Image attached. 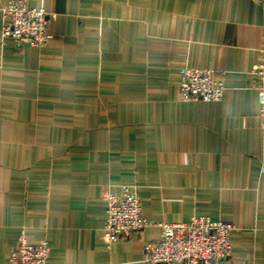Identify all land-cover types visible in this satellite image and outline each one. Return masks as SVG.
<instances>
[{
    "label": "crops",
    "instance_id": "0c3cea01",
    "mask_svg": "<svg viewBox=\"0 0 264 264\" xmlns=\"http://www.w3.org/2000/svg\"><path fill=\"white\" fill-rule=\"evenodd\" d=\"M0 264L22 233L49 264H146L158 223L231 222L226 264H264L260 78L264 0H22L45 8L42 47L2 37ZM222 74L186 101L180 68ZM137 190L154 223L104 237L108 193Z\"/></svg>",
    "mask_w": 264,
    "mask_h": 264
},
{
    "label": "built area",
    "instance_id": "2783aa9c",
    "mask_svg": "<svg viewBox=\"0 0 264 264\" xmlns=\"http://www.w3.org/2000/svg\"><path fill=\"white\" fill-rule=\"evenodd\" d=\"M2 37H12L22 46L42 47L54 34L49 28L51 14L45 8L28 7L22 0H11L4 8ZM252 72L260 78L259 102L264 141V62ZM182 97L186 101L220 100L225 81L212 68L183 66L180 68ZM122 195H106V222L103 237L115 242L151 223L143 216L141 198L136 189L124 185ZM162 229L159 240L144 244L146 264H226L231 254V222L211 216H194L189 222L154 224ZM50 247L31 244L22 233L17 249L11 251L7 264H49Z\"/></svg>",
    "mask_w": 264,
    "mask_h": 264
}]
</instances>
